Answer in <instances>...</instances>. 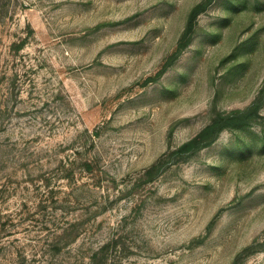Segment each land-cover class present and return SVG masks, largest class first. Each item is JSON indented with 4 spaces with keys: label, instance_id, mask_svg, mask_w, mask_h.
Segmentation results:
<instances>
[{
    "label": "rangeland",
    "instance_id": "1",
    "mask_svg": "<svg viewBox=\"0 0 264 264\" xmlns=\"http://www.w3.org/2000/svg\"><path fill=\"white\" fill-rule=\"evenodd\" d=\"M201 1L0 0V264H264V104L175 153L264 84V0L158 76Z\"/></svg>",
    "mask_w": 264,
    "mask_h": 264
},
{
    "label": "trees",
    "instance_id": "2",
    "mask_svg": "<svg viewBox=\"0 0 264 264\" xmlns=\"http://www.w3.org/2000/svg\"><path fill=\"white\" fill-rule=\"evenodd\" d=\"M212 1L213 0H203L192 8L188 17L185 30L183 31L179 39L177 48L166 61L163 68L158 72V76L163 74L167 67L174 60H176L181 54V52L185 49V47L190 44L193 39V35L195 32V24L199 14L203 12L212 3ZM263 104L264 84L260 88L253 102L248 107H246L245 109L234 110L229 113H218L211 123L206 125L194 137L184 142L175 151V153L179 154L180 156L187 153L188 155H191L192 153L203 149L204 147L214 142L225 128L233 126H242L255 119L258 116ZM86 164L89 168L91 167L89 163ZM149 172H152V170H150ZM66 232L67 230L64 229V233ZM107 246L108 244L104 243L96 251H94L90 256L91 262L89 264H106L109 259Z\"/></svg>",
    "mask_w": 264,
    "mask_h": 264
}]
</instances>
